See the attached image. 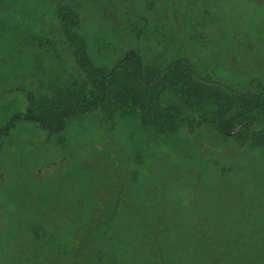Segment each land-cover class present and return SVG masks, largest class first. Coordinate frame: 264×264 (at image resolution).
<instances>
[{
  "label": "rangeland",
  "instance_id": "rangeland-1",
  "mask_svg": "<svg viewBox=\"0 0 264 264\" xmlns=\"http://www.w3.org/2000/svg\"><path fill=\"white\" fill-rule=\"evenodd\" d=\"M96 1H103L104 6L111 1L113 14L105 15ZM150 1L152 6L147 10L143 4L148 6ZM160 1L164 5L170 3V0H71L77 32L86 36L94 64L106 59L113 61L126 49H137V44L139 53L153 61L159 53L148 48L151 54H144L145 50L148 52L147 44H158L165 34L168 37L172 32L180 38L178 21H172L173 15L167 9L163 12ZM181 1L184 5L181 20L189 23L184 24L183 39L191 42L189 45L198 59L208 55L201 44L209 42L212 48L203 64L214 66L207 70L264 86V3L213 0L209 4V0H200L206 3H202L205 10L210 7L209 17L215 14L216 7V31L222 32V39L217 41H211V31L200 32L201 43L198 37L191 38L194 21L200 16H195V10L186 5L189 0ZM39 2L0 0V8L4 7L0 10V126L11 115L25 111L29 92L36 94L42 90L41 94L50 99L57 94L49 91L51 78L46 71L48 65H55V58L51 55L47 58L43 52V45L48 42L60 46L55 40L58 35L46 29L54 28L56 21L37 11ZM115 5L123 7L124 12L115 13ZM48 11L54 16L52 9ZM166 16L167 27H162ZM37 37L43 39L42 46L37 45ZM235 38L239 41L233 43ZM162 45L157 46L161 49ZM170 47V43L166 44V52ZM183 55L180 52L178 56ZM164 58L168 62L172 57ZM75 83L80 84L78 80ZM106 116L107 112L101 108L78 111L54 131L22 118L14 121L7 132L0 133V264H76L81 259L75 255L82 252L93 253L92 261L86 256L82 264H115L118 257L123 264H133L131 240L124 235L137 231L135 223L140 213L135 200H149L145 204L155 218L166 217L176 224H180L181 209L187 203H195L185 190L197 192L206 185L210 196L219 186L227 204L228 192L240 189L248 195L245 200L264 206V147L243 144L236 137L210 141L207 131L200 128L193 132L152 131L141 128L133 118L120 116L107 124ZM153 186L162 188L164 194L160 198H147ZM101 200L99 212L92 211ZM207 210L206 219L212 227L207 234L211 235V247L215 249L211 258L219 261L239 258L248 245L229 244L227 236L241 237L252 231L225 227V220L220 219L226 213L221 200L210 203ZM75 211L82 217L63 218ZM246 211H255L264 218V209L249 207ZM205 212L198 216L204 217ZM85 219L88 237L79 230L74 241L73 233L78 228L84 229ZM262 225L264 229V222ZM34 226L39 227L38 237L30 232ZM199 234L195 228L194 235L188 236L187 250L191 251L200 241ZM261 237L264 239V230ZM201 247L206 254L207 248ZM53 251L60 252L61 257L53 258ZM185 254L191 259L189 252ZM253 258L254 261L264 258L260 247Z\"/></svg>",
  "mask_w": 264,
  "mask_h": 264
},
{
  "label": "trees",
  "instance_id": "trees-1",
  "mask_svg": "<svg viewBox=\"0 0 264 264\" xmlns=\"http://www.w3.org/2000/svg\"><path fill=\"white\" fill-rule=\"evenodd\" d=\"M70 2L71 0H40L37 9L56 21L54 28L46 25L44 27H47L48 32H55L58 35L55 40L59 43V48L49 45L51 42L43 45L45 56L48 58L51 55L55 58L56 66L48 65L46 71L51 78L49 86L52 89L49 91L54 94L57 92L56 96L53 97V95L50 99L49 96L41 94L42 90L36 94L33 91L29 92L25 111L11 115L0 126V133L7 132L14 121L22 118L34 121L49 131H54L59 129L64 120L75 112L89 108H101L107 112L104 119L107 124H112L114 119L117 120L120 116L133 118L141 128L152 131L173 133L183 129L193 132L200 128L207 131L206 135L210 141L236 137L243 144L264 147V86L260 82L257 85H254L255 82L254 84L244 83L235 80L230 75L211 73L207 70L214 66L203 64L205 58L209 59V51L212 48H210L209 42L201 44L208 55L198 59L195 49L193 46L190 47L191 42L183 39L184 24L186 23L188 26L189 23L188 21L184 23L181 20L184 7L181 0H170L168 5H164L163 1H160L159 5L163 12L164 9H167L173 15L174 20L172 21H178L176 25L180 26L182 36L178 38L176 32L168 33V37L165 34V38H162L161 42L158 41L160 44H164L161 49L157 46L159 43L147 44V51L148 48H151L152 53H159L154 55L153 61L145 54H151V52L145 50V56H142L138 51L140 45L135 42L137 49H126L120 54V57L115 58L116 60L106 59L99 65L94 64L93 58L88 52L86 36L77 32V19ZM211 2L213 0H209V4ZM261 2L264 3L262 0ZM96 3L105 15L113 14L111 8L114 4H111V1L105 4L106 6L103 5V1H96ZM183 3L185 4V2ZM202 3L206 4L200 0H189L186 3L195 10V16H200V18L197 17L198 20L194 21L191 38L198 37L199 41L203 43V36L200 32L211 31V41H217L222 33L216 31L217 20L214 16L218 10L214 6L215 14L209 17L210 7L208 6L209 9L205 10ZM143 6L149 10L152 2L150 1L148 6H145L144 2ZM122 8L115 5L113 11L115 13L120 11L122 14L124 12ZM2 9L4 7L0 8V10ZM50 9L54 11V16L53 12L48 11ZM184 12L186 13V11ZM167 19L166 16L162 24L159 22L160 26L167 27ZM35 40L37 45L44 44L41 37H37ZM235 41H239V39L235 38L233 43ZM168 43L171 47L166 52L165 46ZM225 44L229 45L228 42ZM180 52H184V55L178 56ZM160 55L172 58L166 62L165 58ZM75 80H78L80 84H76ZM250 85L253 86L249 87ZM161 190L162 188L153 186V189L148 190L147 198L151 196L160 198L164 194ZM209 190V185L200 187L197 192L185 190L191 197H194L195 203L192 205L187 203L185 207L184 205L176 207V209L184 207L180 211V224L172 223L166 217L161 220L155 218L145 204L149 200H135L134 205L140 213L137 223H135V226H138L137 231H132L135 233L133 235H130L129 232L124 235L125 238L131 240L130 250L134 255L133 264H264V258L260 259L262 261H254L253 258L256 248L260 247L264 252V239L261 237L264 230L262 225L264 218L259 217L255 211H246L249 207L263 210L264 206L254 200L251 202L245 200L248 195L242 194L240 189L228 192V204L224 197V191L219 186L211 196ZM219 200L224 203L226 209L222 218L218 214V218L225 220V227L252 231L241 237L227 236L229 244L248 245V249H245L247 251L242 252L243 255L228 261L211 258L215 249L211 247V235L207 234V229L212 228L206 219L207 215H205L209 213L207 207L210 203ZM101 204L102 200L95 203V210L93 208L92 211L99 212L97 207ZM141 207L143 211H141ZM201 211H206L204 217L198 216ZM77 212H69L70 214H65L63 218H78L79 216L81 218L82 214ZM94 212L91 217L93 221L95 220ZM56 222L58 220L52 224H56ZM195 228L199 229L200 241L196 242V245L189 251L186 239L188 236L194 235ZM79 230L81 235L85 234V238L88 237L86 219L84 229L78 228L73 233L74 241L78 237ZM30 232L35 237L40 235L38 226L31 227ZM136 233H138L137 238H135ZM51 236L53 237L52 234ZM93 236L97 237L96 234ZM216 240L218 239L216 238ZM90 242L94 245L92 241ZM197 245L205 246L206 254L202 252V247ZM113 248H116V241L113 242ZM117 248L119 247L117 246ZM187 252L191 258L189 260L184 256ZM86 256L92 261L93 253H88V255L83 252L82 255L78 253L75 258L82 260ZM52 257L60 258L61 254L53 251ZM81 260L76 264L85 262V260ZM114 263L123 264L119 257Z\"/></svg>",
  "mask_w": 264,
  "mask_h": 264
}]
</instances>
